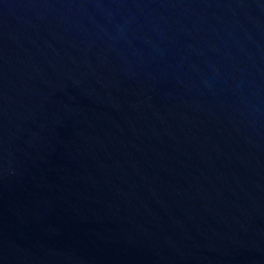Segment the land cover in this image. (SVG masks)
<instances>
[{
  "label": "water",
  "instance_id": "95a60500",
  "mask_svg": "<svg viewBox=\"0 0 264 264\" xmlns=\"http://www.w3.org/2000/svg\"><path fill=\"white\" fill-rule=\"evenodd\" d=\"M0 264H264V0H0Z\"/></svg>",
  "mask_w": 264,
  "mask_h": 264
}]
</instances>
